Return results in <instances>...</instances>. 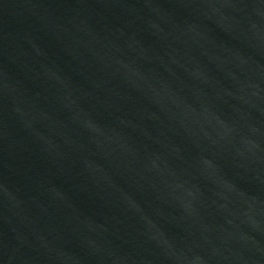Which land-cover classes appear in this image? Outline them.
<instances>
[{
  "label": "water",
  "instance_id": "water-1",
  "mask_svg": "<svg viewBox=\"0 0 264 264\" xmlns=\"http://www.w3.org/2000/svg\"><path fill=\"white\" fill-rule=\"evenodd\" d=\"M0 264H264V0H0Z\"/></svg>",
  "mask_w": 264,
  "mask_h": 264
}]
</instances>
